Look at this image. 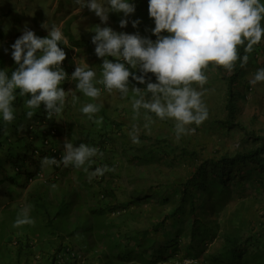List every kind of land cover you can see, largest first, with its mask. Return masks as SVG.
Listing matches in <instances>:
<instances>
[{"label":"trees","instance_id":"1","mask_svg":"<svg viewBox=\"0 0 264 264\" xmlns=\"http://www.w3.org/2000/svg\"><path fill=\"white\" fill-rule=\"evenodd\" d=\"M3 17L5 15L0 14V70H4L5 57V50L2 47L6 39L1 27ZM71 23L72 18L64 23L62 29L64 40L58 46L64 51L89 48L90 42L76 40L70 34ZM244 47V45L239 47L241 58L247 54L248 61L254 62L255 54L258 51L256 45H254L251 53H245ZM259 50L264 54V50H261V48ZM119 62H122V60ZM212 69L221 76L220 78L227 91L224 105L225 119L216 121L213 127L217 131L236 129L245 132L246 138L243 142L245 145L242 144L238 152L232 156L201 157L195 151L172 146L167 140L154 141L149 145L139 143L137 144L139 148L136 149L132 147L130 139L122 135V124L112 119L115 114L109 118L107 112H105L106 108L102 109L100 106H98L99 111L94 114L93 119H89L87 115L82 113L78 114L77 118H69L67 122L70 127L74 129L76 125H80L79 134L82 133V130L85 131L81 143L97 147L103 153L102 157L97 155V157H101L98 162L96 161L98 164L104 163V161L109 163L110 158L113 156H120L118 151L114 150V148H117L115 145L120 142L118 147L123 146L122 151H126V154L131 155L125 160L128 169H131V173L136 167H147L149 165L171 169L182 166L185 171L184 177L167 182L157 180L150 185L140 184V182H136L131 178L128 183L131 182L134 186L131 192H127L121 201L116 197L114 185L113 189L112 185H109V188L98 192L100 196L98 206L87 208L84 212L81 220L89 221L87 225L78 223L75 227L71 226L70 216L79 209L78 201L81 200L80 197L78 200L72 197V200L66 202L59 201L54 209V217H43L42 221L39 222L34 220V224L25 225L20 230L22 232L21 236L9 239L5 243L6 246H9L8 252H10L8 263L30 264L32 262L30 259L34 254L33 241L28 233L37 230L40 232L38 238L45 241L46 252H41L45 255L43 264H75L76 258L67 257L61 263L58 257L66 250H74V247L70 245L72 241L69 242L66 239H70L69 236L74 237L75 233L85 230L87 237L91 239L86 250H93L94 253L97 251L95 250L97 246L104 245V250L101 251L98 260L99 264H129L130 262L166 264L169 262V258L172 257V253L175 254L177 245L182 242L185 244L182 254L180 256L176 255L179 257L178 261L187 258L199 264L198 257L204 245V240L201 237L202 235H213V228L208 217L219 214L224 215L227 212V206L234 203V194H242L246 183L251 182L257 191L262 192L264 188L262 186L264 181V138L253 136L246 132L245 128L236 124L237 102L242 100V90L247 91L249 89V84L244 78L246 65L241 66V60H237L234 69L229 72L223 67L210 64L205 73ZM129 71L134 72L136 75L142 74L139 67L137 69L131 68ZM145 80L146 82L149 80L153 83L156 82V78L152 73H148ZM128 87V93H131L133 92L132 87L143 89L146 88V83L139 84L130 76ZM19 93L20 90L16 89L14 94L17 98L13 102L14 121L11 124H6L2 119V115H0V160L6 162L5 164L8 165L10 170L9 174L0 180V184L5 181L13 184L15 183L14 179L21 174L27 180L35 176L33 171L26 170L29 159L27 150L30 149L32 156L47 155L49 158L54 157L51 149H55L60 153L58 142L53 144L50 139L58 138V126L60 125L57 120L64 118V109L61 114H54L49 119L44 105H41L39 109L35 110L34 116L28 119L26 113L30 109L22 110L20 108L21 110L18 112L16 110L30 96H20ZM147 114L155 117L154 113ZM101 117L103 118L102 123L97 125L94 121ZM80 119H84L85 122L81 123ZM21 120L24 122L23 124H21ZM31 121H36V124L40 125V129L33 128ZM21 125H24V128ZM53 129L55 133L52 135ZM19 130H22L24 137H27V139L18 136ZM115 136H118L120 140ZM13 137L14 140H12ZM116 139L118 142L113 144ZM249 141L252 142L250 149L246 146ZM45 142H48L47 146ZM117 165L119 167L122 163L117 162ZM110 166L113 167L112 164ZM50 167L57 171L60 170L61 166L50 165ZM12 173L15 178L11 176ZM78 175L79 179L82 180V173ZM82 186L87 195L94 198L89 183L82 180ZM44 203H46V206ZM48 203L40 193L36 192L34 196H30L29 216L35 217L38 211H42L44 215L46 213L45 209L50 211ZM143 207H146V212L151 211L154 214L162 208H169V210H163L160 216L153 220V223L148 224L142 210ZM80 208L82 209V206ZM15 216L17 215H13V217ZM244 217L246 218L245 223L242 220ZM110 218L115 219L116 223L113 224V220ZM137 219H141L140 223H146V226H152L138 230L140 223H136ZM129 222L137 224L138 227L128 226L129 228H126ZM187 223H189L188 227L186 226ZM80 224L83 225L80 226ZM221 229L218 234L221 244L217 250L205 256V264H264V212L254 215L253 213H244L243 215H236L235 218L229 217L221 226ZM113 230L116 231L115 238L112 233ZM157 235L165 236L162 243L155 239Z\"/></svg>","mask_w":264,"mask_h":264},{"label":"clouds","instance_id":"2","mask_svg":"<svg viewBox=\"0 0 264 264\" xmlns=\"http://www.w3.org/2000/svg\"><path fill=\"white\" fill-rule=\"evenodd\" d=\"M131 1L106 0V3H100L98 0H86L85 5L100 18L101 23L106 24L110 11L123 13L125 17L134 13L135 6ZM76 2L80 4L81 0ZM148 11L155 23L152 30L155 36H151L157 38L155 42L139 34L117 33L107 26L95 27L92 43L97 57L117 58L116 62L103 60L102 79L98 83L103 84L109 93L118 90L124 96L129 91L130 76L139 84L146 83L143 89L132 87L133 111L139 116L141 109L146 110L144 128L149 131L155 121L147 113H154L160 120H174L176 139L179 140L182 135L194 134L195 128L188 126H199L208 117L202 101L203 91H198L192 85L197 84L203 89L208 82L205 70L210 64L229 72L234 69L237 60H241V66L247 64L249 57L246 54L241 58L239 47L244 45L245 53H251L254 45L264 38L261 23L264 21V4L260 0H149ZM21 17L23 21L30 16L21 14ZM127 23V19H121L120 27H126ZM139 23V20H135L132 26L135 28ZM71 25L70 34L73 36ZM43 27L49 32L46 38L38 37L25 26L23 34L11 46L12 58L18 67L10 78L5 70H0V115L6 124H11L15 119L13 102L17 98L14 94L16 89L20 90V96H30L25 102L30 109L26 113L28 119L41 105H44L49 119L54 114H61L67 95L61 85L68 84L72 79L77 81L76 88L85 96L92 99L100 96V89L93 83L96 72L91 68L77 66L70 74L66 64L69 50L64 51L58 46L64 40L60 28L54 24L50 28L45 24ZM162 32L169 35L162 36ZM73 38L90 42L85 37ZM126 64L132 69L139 67L142 74L130 72ZM148 73L155 76V83L150 80L146 82ZM257 82H264V69H259L250 81L253 85ZM77 99L73 95V104ZM81 111L93 119L99 107L88 103ZM102 120L101 117L94 122L100 125ZM139 131L133 125L130 136L134 144L140 143ZM64 153L62 155L60 150L62 157L59 161L55 157H43L41 167H59L63 164L65 167L73 165L81 168L86 163L90 165L93 157L103 156L97 147L85 143H80L78 147L71 142L65 143ZM113 170L107 166L97 167L89 179ZM84 171L87 172L88 168L85 167ZM29 211L30 206L23 208L13 227L34 224Z\"/></svg>","mask_w":264,"mask_h":264},{"label":"rangeland","instance_id":"3","mask_svg":"<svg viewBox=\"0 0 264 264\" xmlns=\"http://www.w3.org/2000/svg\"><path fill=\"white\" fill-rule=\"evenodd\" d=\"M54 1L56 0H0V14L5 15V17L2 18L1 21V27L3 30V33L6 36V39L3 43V48L5 50V57H4V70L8 73L9 78L11 77V74L13 71L16 70L18 65H16L15 61L12 58V44L15 43L16 39H18L22 34L25 26L29 28L30 30L34 31L35 34L40 38H46L49 35L48 29L44 28L43 25L45 24L46 27H51L53 24L60 28L62 31L64 27V23L70 20V18H73L72 20V33L74 36L78 37V39H81L83 37L88 38L87 36H90V47L84 48L81 50H69L67 55V68L70 72V74H73L75 71V68L78 67H89L93 71L96 72V78L93 81L94 86L100 89V96L96 99L89 98L85 96L82 92H80L77 88V81L74 80V83H64L62 88L66 91V100H65V106H64V118L58 119V133L57 137L62 138L61 141L58 143V148L62 151V155H64V144L71 142L74 146H79V144L83 141V137L85 134V131L82 130V133L79 134L80 125H76L73 129L68 125L69 118H77L78 114L82 113L84 114L81 109L84 105L88 103H94L97 106H100L102 109L106 108L105 112H107V116L110 118L115 114V117H112L115 121L122 124L121 126V133L123 136L130 139L131 145L134 148H139L137 144H134L132 142V138L130 136V133L132 132L133 125H136L137 128H139V134L138 138L140 140V143L144 145H149L154 141L161 142L162 140H167L170 145L172 146H178L182 148H186L190 151H195L198 153L201 157H212V156H222V155H228L232 156L236 152H238L241 149L242 144L245 145L244 140L246 138L245 132L239 130H224V131H217L214 130L213 124L216 121H222L225 119V100H226V87L223 84L221 80V76L217 74V72L212 69L210 71H207L205 75L208 77V82L203 86V89L200 88L199 85L193 84L192 87L196 88L198 91H203L202 95V101L207 108L208 111V117L207 119L199 126H196L195 124H192L188 127L195 128L194 134H188V135H182L179 140L176 139L175 134V121L172 119H165L160 120L156 116L152 117V119L155 121L154 124L150 126V131L148 129L144 128L145 121V112L144 109L140 110L139 116L136 115V113L133 111L132 108V101L134 97V93H128L127 96L122 95L118 90H113L111 93H109L103 84L98 83L100 79H102V63L104 59H108L110 61L116 62L115 60L117 58L115 57H97L95 54V45L92 43V37L96 34L95 33V27L100 26L101 28L106 27L108 25V22L113 23L110 19L106 24L101 23L99 18H89V14L93 13V11L88 12V7L85 5L86 0H81L80 4H77L76 0H67L65 7L68 8L67 10L63 11L64 9L62 5L57 6V10L54 9ZM129 1V0H128ZM101 3V1H98ZM262 4H264V0H260ZM61 4V2H60ZM85 5V6H84ZM21 14L30 16L26 20L22 21ZM77 14V15H73ZM10 15V17H8ZM95 15V14H94ZM14 16V17H13ZM145 24L148 25L149 29V37L155 36L153 35L152 30L155 27L154 20L149 15V21L147 19L142 18L141 19ZM262 26H264V21L261 22ZM112 27V26H111ZM112 29L117 33H126V34H139L137 33L136 29L131 25L127 24L126 27L121 28L120 24L119 26H116L113 24ZM141 34V33H140ZM162 36H167L169 33L162 32ZM153 42H155V38H150ZM257 47V53L255 54V61L251 62L248 61L246 64V73H245V81L249 84V89L242 90V100L238 101V114L236 119V124L240 125L242 128H245L246 132L252 134L255 137H262L264 138V82H257L255 85L251 84L250 81L254 79L255 73L259 69H264V54L261 53L259 48L261 50H264V38H262L261 42L256 45ZM39 55V53H37ZM124 61L122 60V63ZM127 68L131 70L130 65H125ZM138 68V67H137ZM136 68V69H137ZM73 80V79H72ZM71 81V80H70ZM67 86V87H66ZM71 88V89H69ZM73 95H76L78 97L75 104L72 102ZM150 96V94H148ZM139 98V97H135ZM25 110L26 103L23 102L22 105L17 108V112L19 110ZM149 115V114H148ZM155 115V114H154ZM153 115V116H154ZM21 117V116H20ZM22 118V117H21ZM21 124L24 122L21 120ZM81 123H84V119H80ZM30 123L33 124V128H39L40 125L36 121H31ZM22 127L24 125H21ZM24 128V127H23ZM198 129V130H197ZM212 129V130H211ZM9 130V129H8ZM72 130V131H71ZM214 130V131H213ZM20 133L18 136L20 138H25L22 130H19ZM8 133V132H6ZM23 136V137H21ZM12 137V136H11ZM118 136H115L117 138ZM148 138V139H147ZM120 140V138H117ZM117 139L114 141L113 144L117 143ZM14 140V137L12 138ZM51 143L56 144L57 138H51ZM26 143V142H25ZM24 143V144H25ZM252 142L249 141L248 144H246L247 148L252 147ZM36 145V143H34ZM120 142L117 143V148H114V150L118 151V154L120 156H113L110 158L109 163L104 161V163H97L101 157H93L92 163L85 164L81 168H76L73 165H69L65 167L63 164L60 167V170H54L49 166L41 167L40 161L43 157L47 156H39L34 155L32 156L30 154V149L27 150V155L29 158L28 166L33 168L39 169V175L42 176V179H47L48 177L52 178L51 181L48 183L45 182L43 186H50L49 190L45 188H38L39 183L35 182H28V184L23 185V187L20 189L22 190L20 193L23 195L24 192H26L25 196H22L21 194L18 196H10L8 197L9 203L12 202L14 205H19V209H23L26 207L31 206L30 202L27 201V198H30V196H34L37 193L42 194L43 197L46 198V201H48V209L50 211L46 210V213L43 215L42 211H38L35 217H31L33 220L39 222L42 221L43 217L52 218L54 217L53 214L55 212V208L58 205L59 202V194L62 193V188L69 182L71 186L72 177L73 174H79L82 173V180L89 183L92 189V196L94 198H91L89 195H87V192L83 187L78 188V193L75 194V199L78 200L80 197L81 200H79V209L82 206V210L85 211L87 208L98 206V200L100 199V196L98 195V192L100 190L109 188V185H114V192H116V197L118 200H122L124 198V195L127 192H131V189L133 188V183H128V180L133 178L136 182H140V184L145 183L147 185L152 184L153 182L159 180L162 182L167 181H173V180H179L182 177H184V168L182 166H179L177 169H171L168 167H161L157 165H149L147 167H136L132 173L130 172L131 169H128V164L125 162L128 156H131L130 154H126V151H122L123 146H119ZM137 145V146H136ZM39 147V146H38ZM7 155V154H6ZM48 157V156H47ZM99 158V159H98ZM112 160H115L114 162ZM97 161V162H96ZM117 162L122 163V165H117ZM110 164L113 165L110 166ZM107 166L109 168L114 169L113 171L105 172L103 176H92L91 179H89L90 174L95 170L97 167H103ZM87 167L88 171H84V168ZM95 167V168H94ZM93 168V169H91ZM26 170H29V168H26ZM9 173H7L8 175ZM40 176V177H41ZM69 177V179H67ZM41 180V179H40ZM7 189L10 190L11 187L9 183H6ZM55 185V187H52ZM262 186L264 187V181L262 183ZM6 190V189H5ZM4 189L1 191V195H4L5 193ZM13 192L15 190L13 189ZM42 192V193H41ZM67 194H69V190L67 191ZM55 195V197H54ZM54 198H52V197ZM65 199H71L72 196H64ZM234 203H231L226 208V213L224 215L219 214L215 216L208 217V220L211 222L210 225L213 228V235H202L201 239L204 240V245L201 248V253L198 257V263L199 264H205L204 258L207 254H210L217 250L221 244V239L218 237L219 231H221V226L225 223V221L230 218H235L236 215H243L244 213H253L257 214L260 212H264V188L263 191H257L255 187L252 186L251 182L245 184V189L242 194H234ZM11 199V200H10ZM8 201V200H7ZM17 203V204H16ZM5 203H3L1 206H3ZM8 205V203H6ZM28 204V205H27ZM46 206V203H44ZM0 206V207H1ZM7 207V206H6ZM11 207L14 209L11 211ZM7 207L5 210V213L9 215L4 220L9 221V229L11 230V234L9 235V238L12 239L14 237H19L22 233L20 230L25 227V225H22L21 227H14V230L12 231V225L14 224L15 220L17 219V216L20 214L21 210L18 211L16 207L12 206ZM78 208V207H77ZM85 208V210H84ZM3 210V211H4ZM144 215L147 218L146 223L148 224L153 223L154 219L159 217L163 210H169L167 209H159V211L154 214L151 211L146 212V207L142 208ZM82 211V212H83ZM17 213V214H16ZM30 213V211H29ZM48 215L46 216V214ZM17 215L13 217V215ZM79 213H77L78 215ZM158 214V215H157ZM30 215V214H29ZM75 213H73L70 216V220H74ZM113 218V217H112ZM113 220V224H115V219ZM143 219V218H142ZM65 220V218H64ZM76 225L78 223H83L85 225L89 224L83 220H81V213L79 218H75ZM141 219H137L136 223H140ZM242 220H245L246 218H242ZM117 221V218H116ZM146 223H140V227H138L137 224H133L131 222L127 223L126 228H129L128 226H135L138 227V230H142L144 228H148L149 226H146ZM83 224H80L82 226ZM189 223L186 224L188 227ZM113 235L116 234V231L113 230ZM167 235V234H166ZM70 239H72V242L70 243L71 246L74 247V251L79 256L76 258L75 264H99L98 260L100 259L101 251L104 250V245L97 246L95 250L96 252H92L93 250H86V247L88 244L85 242L87 237V232L85 230L77 232L74 234V237L69 236ZM113 237V236H112ZM115 238V235H114ZM80 239V240H79ZM155 239H157L158 242L162 243L163 239H165V236H155ZM80 241V243H79ZM186 242V241H185ZM184 242L179 243L177 245L175 254L172 253V257L169 258V262L166 264H178L179 257L182 254V249L184 246ZM85 250V251H84ZM10 254V252H8ZM96 255V256H95ZM177 255V256H176ZM45 255L39 254V263L43 264ZM62 263V262H61ZM9 264V263H8ZM31 264V263H30ZM70 264V263H69ZM129 264H137V262H130Z\"/></svg>","mask_w":264,"mask_h":264},{"label":"crops","instance_id":"4","mask_svg":"<svg viewBox=\"0 0 264 264\" xmlns=\"http://www.w3.org/2000/svg\"><path fill=\"white\" fill-rule=\"evenodd\" d=\"M98 1H101V3H106V0H98ZM60 2H61V4H60ZM66 2H67V0H56V1H54V5L55 6H54V9H52V10L53 11L54 10H57V6H59V5H62V7L64 8L62 10V12L65 11V10H67L68 8L65 7ZM131 3L134 4V6H135V12L132 13V14H129L127 17H125L123 13H117V12L110 11L109 12V19L113 23L108 22L107 27H111V26L113 27V24H115L116 26H119L121 19H127V21H128L127 24H131V25H132V22L133 21L139 20L140 23L137 25V27H135L137 33H139V35L142 38H148V39H150L151 38V36L149 37V29L150 28L148 27L147 24H145L141 20L142 18H144V19H147L149 21V11H148L149 0H133V1H131ZM89 11L90 10H88V12ZM94 14H95L94 12L91 13V14H89L88 15L89 18L90 19L99 18V17H97ZM73 15H77V14H73ZM71 28H72V26H71ZM72 30L73 29H71V32H72ZM74 37L75 38H78L76 36H74ZM87 37L90 38V36H87ZM71 82L74 83V80L69 81V83H71ZM69 89H71V88H69ZM57 122H58V120H57ZM60 139H62V138H60ZM60 139L57 140L58 143L61 141ZM28 161H29V159H28ZM28 161H27V164H26L27 165V168H29L30 171H33L35 174L39 173L38 172L39 171L38 168L31 169L28 166ZM5 163L6 162H3L2 160H0V180L4 179V176H6L7 173H9V171H10L8 165H6ZM11 176H13L15 178V176H14L13 173L11 174ZM38 176H39V174H37L34 177H32L31 179L27 180V179H25V176L23 174H21V175H19L18 177H16L14 179L15 180V183H13V184H11L9 182H6L5 180H4L5 182H3V183L0 184V206L3 203H5L3 206L0 207V264H8V262H9V255H8L9 246H6L5 243L10 239L9 238V235L11 234V230L8 227V226H10L9 225V221L4 220L6 217L9 216V215H7L5 213V210H6L7 207H11V205L14 206V207H16L18 211L21 210V209L18 208L19 205L17 203H16L17 205L12 204V202L9 203L8 197L15 196V195L16 196L20 195L21 194L20 192L22 191L20 189L23 187V185H26V184H28V182H32L33 180H34L33 182L37 181L36 183H39L40 182L39 186H37L38 188H45V189H48L49 190V188H50L49 185L46 186V187L43 186V185L45 184V182L46 183L47 182L49 183L52 178L48 177L45 180V179H42V176L41 177H38ZM67 179H69V177ZM71 179H72L71 186L69 185L70 183L67 182V184L62 188V193H61V195L59 194V201L66 202L68 200H72L73 198H71V199H65L64 196H67V197H69V196L75 197L76 196L75 194L78 193V188L82 186V180L79 179V175L78 174H76V173L73 174V177ZM6 183H9L10 184L11 187H8V188H10V190L7 189ZM3 189H4V192L3 193H5V194L4 195H1V191H3ZM13 189L15 190V192H13ZM68 190H69V194H67V191ZM25 195H26V192H24V194L22 196H25ZM54 197H55V195H54ZM54 197H52V198H54ZM27 201L30 202V198H27ZM6 203H8V205ZM12 210H14V209L11 207V211ZM78 210H76V212H75L74 220L71 221V226L72 227H75L76 226L75 221H77V220H75V218H79L80 213H81V218H82V216H84V212H86V210L83 211L80 208V210L78 212L79 214L77 215V211ZM32 232H35V233H32ZM39 233L40 232L37 231V230H32L31 232L28 233V235H30V237H31V240L33 241V244H32L33 247L32 248H33V253L34 254H32L33 256L30 259V260H32L31 264H38L40 262L39 259H38L39 254H42L41 252H43V253L46 252V249L44 247L45 241H44V239H39L38 238L39 237L38 236ZM21 234H20V236H21ZM72 239H74V238H72ZM72 239H66V240L70 242V240L72 241ZM90 240H91L90 237H88V239L85 242L88 244L90 242ZM42 255L44 256V254H42ZM43 259H45V258H43Z\"/></svg>","mask_w":264,"mask_h":264},{"label":"built area","instance_id":"5","mask_svg":"<svg viewBox=\"0 0 264 264\" xmlns=\"http://www.w3.org/2000/svg\"><path fill=\"white\" fill-rule=\"evenodd\" d=\"M55 133V130L53 129L51 134L53 135ZM48 142H45V145H47ZM51 152L54 154V157L59 161L62 157V155L57 152L55 149H51ZM56 166V165H55ZM67 257L75 259L78 258L79 256L74 250H66L65 253H62V255H59L58 259L63 262ZM64 258V259H63ZM178 264H196V261L190 260V259H182L181 261H178Z\"/></svg>","mask_w":264,"mask_h":264}]
</instances>
